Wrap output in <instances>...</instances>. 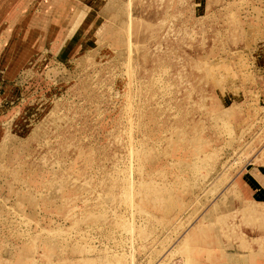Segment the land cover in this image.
I'll list each match as a JSON object with an SVG mask.
<instances>
[{"label": "rangeland", "instance_id": "obj_1", "mask_svg": "<svg viewBox=\"0 0 264 264\" xmlns=\"http://www.w3.org/2000/svg\"><path fill=\"white\" fill-rule=\"evenodd\" d=\"M258 168L264 0H0V264H254Z\"/></svg>", "mask_w": 264, "mask_h": 264}, {"label": "crops", "instance_id": "obj_2", "mask_svg": "<svg viewBox=\"0 0 264 264\" xmlns=\"http://www.w3.org/2000/svg\"><path fill=\"white\" fill-rule=\"evenodd\" d=\"M257 171H258L257 172V176L258 175H261L262 176L261 177V180H259V181H261V184L260 185L262 187V189H260L261 191H259V195L264 196V168H258ZM237 253L238 252L235 253L237 255L236 256V260H232V263L231 264H250V263H247V261L249 259V256H248V253L247 252L243 255L244 261H242L241 263L239 262L240 259H239ZM255 259H256V261H255L254 264H264V258H263V256H258Z\"/></svg>", "mask_w": 264, "mask_h": 264}]
</instances>
